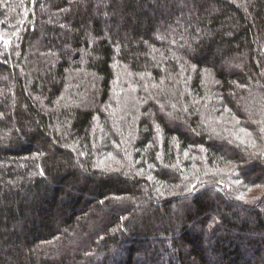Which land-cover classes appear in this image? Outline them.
Returning a JSON list of instances; mask_svg holds the SVG:
<instances>
[{
	"label": "trees",
	"instance_id": "obj_1",
	"mask_svg": "<svg viewBox=\"0 0 264 264\" xmlns=\"http://www.w3.org/2000/svg\"><path fill=\"white\" fill-rule=\"evenodd\" d=\"M0 264H264V0H0Z\"/></svg>",
	"mask_w": 264,
	"mask_h": 264
},
{
	"label": "rangeland",
	"instance_id": "obj_2",
	"mask_svg": "<svg viewBox=\"0 0 264 264\" xmlns=\"http://www.w3.org/2000/svg\"><path fill=\"white\" fill-rule=\"evenodd\" d=\"M131 95H134L133 93H130Z\"/></svg>",
	"mask_w": 264,
	"mask_h": 264
},
{
	"label": "snow or ice",
	"instance_id": "obj_3",
	"mask_svg": "<svg viewBox=\"0 0 264 264\" xmlns=\"http://www.w3.org/2000/svg\"><path fill=\"white\" fill-rule=\"evenodd\" d=\"M6 43H7V41H6Z\"/></svg>",
	"mask_w": 264,
	"mask_h": 264
}]
</instances>
